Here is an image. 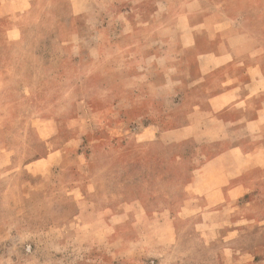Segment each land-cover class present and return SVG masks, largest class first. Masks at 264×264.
<instances>
[{
  "label": "rangeland",
  "instance_id": "rangeland-1",
  "mask_svg": "<svg viewBox=\"0 0 264 264\" xmlns=\"http://www.w3.org/2000/svg\"><path fill=\"white\" fill-rule=\"evenodd\" d=\"M259 49L264 0H0V264H264V139L210 140L198 61Z\"/></svg>",
  "mask_w": 264,
  "mask_h": 264
},
{
  "label": "crops",
  "instance_id": "crops-1",
  "mask_svg": "<svg viewBox=\"0 0 264 264\" xmlns=\"http://www.w3.org/2000/svg\"><path fill=\"white\" fill-rule=\"evenodd\" d=\"M232 46L236 51L240 44L232 42ZM232 51L198 54L202 77L220 69H229L228 75L218 84L213 83L216 87L219 86L220 90L213 93L208 100L212 105L211 118L213 122L210 140L212 142L221 141L226 132L233 127L241 130L240 135L248 138L249 141L264 139V52L262 49H259V52ZM227 111H231L230 113L233 115L225 116L224 113ZM231 116L235 121H230ZM188 128L191 129V127ZM185 129L167 132L164 135L165 141H180ZM262 141L264 140L260 142ZM237 150L241 152V158L244 160L253 159L251 150H247L243 146L241 149L235 147V149L229 150L220 158L230 157L232 152L239 153ZM257 158L259 159V157ZM251 164L248 162L247 165ZM243 167L245 169L246 164H243Z\"/></svg>",
  "mask_w": 264,
  "mask_h": 264
}]
</instances>
